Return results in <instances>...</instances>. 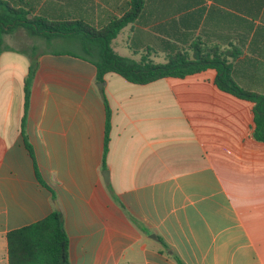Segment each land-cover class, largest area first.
I'll use <instances>...</instances> for the list:
<instances>
[{"label":"crops","instance_id":"obj_1","mask_svg":"<svg viewBox=\"0 0 264 264\" xmlns=\"http://www.w3.org/2000/svg\"><path fill=\"white\" fill-rule=\"evenodd\" d=\"M37 1L46 19L95 28L131 11V0ZM117 38L134 60L164 63L168 44L219 59L242 87L264 93V0H141L111 48ZM41 41L22 28L2 38L0 264L6 233L52 209L69 264H264V143L253 136L252 104L218 90L215 68L142 86L107 74L97 88L93 65ZM32 54L23 133L46 187L20 129ZM8 55L23 57L22 73L2 62ZM102 95L111 110L105 169Z\"/></svg>","mask_w":264,"mask_h":264},{"label":"trees","instance_id":"obj_2","mask_svg":"<svg viewBox=\"0 0 264 264\" xmlns=\"http://www.w3.org/2000/svg\"><path fill=\"white\" fill-rule=\"evenodd\" d=\"M141 8V0H131V11L120 18H114L102 27H93L89 23L77 19H66L60 16L45 18V12L38 9L37 0H0V54L4 35L22 28L32 37L51 41H76L84 52L77 56L95 68V83H103L107 74H115L133 85H146L165 78H184L200 73L207 68H215L217 73L214 85L221 92L252 104L253 136L256 141L264 143V93L245 89L237 80L229 77L228 65L207 55H194L175 51L174 44H168L164 63H156L149 59V54L141 55L138 60L116 54L111 43L120 30L130 23ZM149 51V49L147 50ZM57 54L62 53L56 51ZM37 68L33 54L30 56L27 75L22 86V113L20 129L24 147L32 161L36 180L45 186L39 175L34 150L25 136L24 126L29 105L30 84ZM102 94V91L100 90ZM105 107L104 139L102 153V169L110 142L111 110L102 95ZM46 187V186H45ZM51 199L54 201L53 192ZM120 208L124 207L119 203ZM7 264H69L68 237L64 231L63 218L60 211L52 209L50 214L41 220L6 233ZM158 242L166 247L161 237ZM177 264H183L173 256Z\"/></svg>","mask_w":264,"mask_h":264},{"label":"rangeland","instance_id":"obj_3","mask_svg":"<svg viewBox=\"0 0 264 264\" xmlns=\"http://www.w3.org/2000/svg\"><path fill=\"white\" fill-rule=\"evenodd\" d=\"M123 34V33H122ZM119 43V39L117 38L116 43H113L112 49L113 51L118 54L119 56L131 58L130 51L124 48ZM41 47L44 46L45 50L48 51H61V52H69L78 55H84L83 50L81 49L80 45L76 41H63L61 39H55L51 41H41ZM12 54V53H11ZM13 56V57H12ZM6 60L2 59L3 63L6 64H13L15 65V73H22L25 68V63L23 57L21 55H8L6 56ZM13 58V59H12ZM8 66L6 67L5 73L7 72Z\"/></svg>","mask_w":264,"mask_h":264},{"label":"water","instance_id":"obj_4","mask_svg":"<svg viewBox=\"0 0 264 264\" xmlns=\"http://www.w3.org/2000/svg\"><path fill=\"white\" fill-rule=\"evenodd\" d=\"M97 88H101L102 87V83H97L96 84ZM103 179L105 180V177H106V171L103 172ZM152 238H155L154 235H151Z\"/></svg>","mask_w":264,"mask_h":264}]
</instances>
